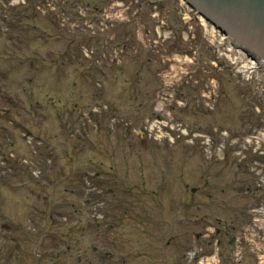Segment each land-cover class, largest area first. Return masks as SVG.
<instances>
[{"label":"rangeland","instance_id":"obj_1","mask_svg":"<svg viewBox=\"0 0 264 264\" xmlns=\"http://www.w3.org/2000/svg\"><path fill=\"white\" fill-rule=\"evenodd\" d=\"M134 8L135 6L131 7L129 12L132 13ZM145 9V13L142 15L140 22L143 25L148 26L152 31H154L155 26L159 22H163L169 27H173L175 38L167 43L165 47L162 48L158 46L157 48L164 56L163 61L167 64L165 67L167 68V74L178 81L184 79L186 74L193 76L194 69H196L194 79L197 83H195V85H200V78H203V75H206V72L210 70L209 63L212 60L209 53V44L201 37L199 32L200 29L198 27H194V32L197 37L196 39L182 41L180 39V34L183 25L177 23V15L173 17L166 12H161L159 17L156 18H152L151 14H149V19L148 12L150 7L146 6ZM154 13L155 11L153 14ZM136 22L139 23V21H135L134 24ZM137 24L134 25L136 33ZM156 32L157 30H155L153 38L157 41L158 36ZM8 48L9 47L6 44H0V55L1 59L7 63L8 67L13 68L19 64L20 61L10 57L8 54ZM52 55H56V53L52 51ZM192 56H197L199 61L208 62L206 65L203 64L207 70L199 69V66L200 68L202 67L201 63L200 65L197 64L191 66L189 58ZM145 60L146 59L142 58L137 66L133 67L138 69L140 64ZM156 65L158 67V62L156 60H154L149 66L145 63L144 66L150 69V71L146 74L147 76H154L157 69ZM62 69L65 68L62 67ZM212 69H215V67ZM71 71L74 70L71 69ZM212 72L209 74L210 79L214 77ZM8 76V72L5 70V77L8 78ZM51 76L52 72L49 70L45 76L48 79V83H51L53 80ZM215 76L217 90L214 97H212L209 101V104L211 105V107H209L210 110H203L200 115H198L197 111L193 110L191 113H188L191 114V116L186 117V119L193 122L198 121L200 124L203 122L205 125L204 127L206 128L218 127L226 130L234 137L236 136L240 138L243 142L247 139L256 137L253 132L256 131V133H259L257 131L259 128L264 131V122H261V119H264V115L261 110L256 109V103H254V99H252L251 84L240 85L225 71L221 70L216 73ZM256 77L261 80L260 76L256 75ZM73 78L74 76L72 79ZM21 81V75H17L13 79L14 86L16 87L14 88V91L19 92L21 89L28 86L27 83ZM180 82L181 81H179V83ZM0 86L2 87L1 84ZM208 86L210 87V84H208ZM122 87V83L114 85V83L109 82L106 85V90H116L118 93H121L123 92ZM203 89H207L205 84L203 85ZM202 95L204 96V94ZM124 97L127 100L129 95L124 92ZM22 100L27 102V98L24 95H22ZM113 101L111 103H113ZM4 104L5 102L0 100V137L2 138L5 136L3 145H8L9 143L15 141V144H13V146H15L14 150L19 154H21V152L24 153L25 147H22L20 144L21 131L18 132L17 128L13 127L11 123L8 121L4 122L1 119V117L7 118V115L5 114L9 111L8 107ZM187 106L188 110L191 105L188 104ZM123 108L126 111V115L124 117L129 116L127 113L129 110L125 107ZM180 109H183V107ZM181 113L178 110L174 112L176 120H181L183 118L182 115H184V113H182V115ZM33 114L35 115L31 116L32 114L25 111V113L18 116L17 112H15V116H13L15 120L12 118L10 119L19 123L18 121H20L21 118H25L29 121V124L19 123L25 126L24 130L27 129L33 133H40L41 135L45 133L47 138H49V135H52L53 132L50 129L51 127L47 125V119L44 118L42 120V127L36 128L34 124L36 123L35 120L42 118V113L35 109ZM183 120L185 121V118H183ZM109 131H111L109 136L103 133L99 136L92 137L93 141L97 143L100 149V154L95 155L94 163H104L103 170H106L105 165L107 162H105V156L108 155V138L111 136V142L114 145L119 161V168L116 170L117 177L115 179L108 176V178L111 179V182L107 183L108 186L106 192L111 193L112 191H117L120 195L119 197L113 199L112 196L109 197L111 200L109 201L110 207L108 211L111 213V216L107 219V223L109 225H113L114 227V233L111 235L112 237L115 238L117 236V232L125 235L126 244L120 250L121 256L131 257L136 262H139V264L154 263L153 261L151 263V257L149 255L150 238L148 236L149 233L152 232L150 224H142L145 217L142 215L139 216V214L142 210H145V212L153 210L156 233L161 234L163 231L167 232L170 229V223H173V220L181 219L178 206H174L172 203L175 200L182 201V198L189 197L188 193H184L182 189L176 188H180V185L184 187L191 186L197 189L200 188L199 195L202 198L213 199L223 205L224 211H226L227 214L216 210L213 213V217L208 218L211 225L216 224V218L218 217H221L225 221L229 219L228 209H231V207H234V212H239L241 210L242 217L237 221L235 219L237 216H235V218L231 220L230 224L236 226L241 221L244 224L247 221V218L242 220L244 218V213L251 205L256 204L259 201L255 198V192H253V196L250 199L245 198V195L241 194L237 190L240 188L239 183L242 180L253 178V174L250 171L251 165H255L256 168L264 166V157L260 158L255 156L252 158L251 155L246 154V159L243 162H239L235 156H229L227 163L217 164L210 162V159H207L203 155V150L197 146L185 149L180 145H171L168 143L155 144L148 142L147 140L148 144H143V139L135 141L129 137V133L123 134V132L121 133L118 128L115 131H112L111 128H109ZM257 137L264 138V132ZM240 163L242 168L239 167ZM135 164L139 165L142 173L131 171ZM103 178L107 177L103 175ZM139 180L144 181V185L140 184ZM1 182L2 181L0 179V184ZM171 184H173L174 187L168 191L167 189ZM6 186L10 187V185ZM25 187L27 186L17 184V187L11 188V190L6 188L1 189L0 224H9V222L10 224L14 223L16 220L21 219L23 213L26 211L30 212L26 206L25 199L23 198V194L26 191ZM229 188L235 189V191L232 193L227 190ZM60 190H62V188L58 189V191ZM124 199H126V203L124 202ZM151 199L155 200L153 204H151ZM159 201H162L163 205H160ZM31 204H33V202ZM186 208L187 207L185 205L181 206V212L183 213ZM37 209L41 208L38 206ZM115 212H118V215H114ZM207 212L204 211L203 215H208ZM37 213L38 212L35 214ZM198 215L201 217L202 213H199ZM88 218L91 219L89 215L85 218L83 217L81 223H78V228H76L78 226L76 225L77 220L70 221L67 226H61L58 229L61 232H59L56 236L58 239L59 235H65V239L68 240L69 244L74 247H76V243L78 241L79 249L75 253H72L75 255V259H78L75 264H80L79 259L84 258L88 254L87 251L90 245H96L99 248L106 247L107 237L106 235H102L103 231L100 229L94 231L92 237H89V232L95 229H93L90 226L91 224L87 222ZM36 223L38 224V218L36 219ZM20 229L21 227H19V225L12 226L10 233L4 235L0 228V260H2L1 253L3 251V260L6 257V251L9 253L10 264H60L66 259H70V261L73 260L71 252L67 253L63 251L65 248L58 249L57 251L46 249L43 250V252L40 251L39 256H32L35 249L25 243L20 244L21 241L23 242L20 238ZM173 229H180V225L173 224ZM62 231H64V233H62ZM262 231L264 233V228ZM42 236L43 238L41 241L43 245H50L52 242H55L51 236L45 234ZM262 236L263 235H256V237H258L255 243L257 244V249L254 254L251 255L252 261L259 262L258 260L263 254L260 249V247H264V240H261ZM254 237L255 236H253V238ZM110 241L112 240L110 239ZM181 243H183L182 240ZM108 244L111 245L110 243ZM117 245L120 246V244ZM20 248L23 251V255L19 253ZM62 251L64 252V256L59 255ZM43 253H46V255L44 256ZM156 262L157 263L155 264H159L158 261ZM225 262L226 261L224 260V263ZM65 264L68 263L66 262Z\"/></svg>","mask_w":264,"mask_h":264},{"label":"water","instance_id":"obj_2","mask_svg":"<svg viewBox=\"0 0 264 264\" xmlns=\"http://www.w3.org/2000/svg\"><path fill=\"white\" fill-rule=\"evenodd\" d=\"M264 60V0H186Z\"/></svg>","mask_w":264,"mask_h":264},{"label":"bare ground","instance_id":"obj_3","mask_svg":"<svg viewBox=\"0 0 264 264\" xmlns=\"http://www.w3.org/2000/svg\"><path fill=\"white\" fill-rule=\"evenodd\" d=\"M202 20H203V18H202ZM206 29H208V27L206 26ZM222 39V38H221ZM222 41H224L223 39H222ZM228 47H230V46H228ZM228 50V52H229V55H228V57L230 58V59H232V60H234V61H238V60H241V54L240 53H235L234 52V50L233 49H231V48H228L227 49ZM235 54V55H234ZM233 55H234V57H233ZM255 64V63H254ZM242 73H247V78L248 79H250L251 78V76L253 75L252 73H250L248 70H243L242 71ZM256 75H258V76H260L261 77V82H263V83H261V85H263V92H264V65H260V67L258 68V70H257V72H256ZM250 77V78H249Z\"/></svg>","mask_w":264,"mask_h":264}]
</instances>
